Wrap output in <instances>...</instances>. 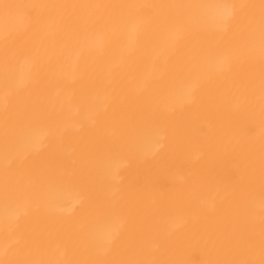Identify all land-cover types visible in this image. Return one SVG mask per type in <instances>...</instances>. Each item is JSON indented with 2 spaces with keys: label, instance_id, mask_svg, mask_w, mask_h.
Listing matches in <instances>:
<instances>
[{
  "label": "bare ground",
  "instance_id": "6f19581e",
  "mask_svg": "<svg viewBox=\"0 0 264 264\" xmlns=\"http://www.w3.org/2000/svg\"><path fill=\"white\" fill-rule=\"evenodd\" d=\"M0 264H264V0H0Z\"/></svg>",
  "mask_w": 264,
  "mask_h": 264
}]
</instances>
